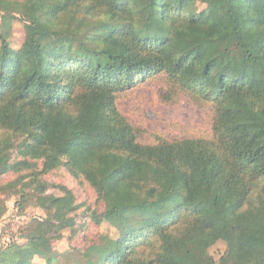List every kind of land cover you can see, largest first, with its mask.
<instances>
[{"label": "trees", "instance_id": "1", "mask_svg": "<svg viewBox=\"0 0 264 264\" xmlns=\"http://www.w3.org/2000/svg\"><path fill=\"white\" fill-rule=\"evenodd\" d=\"M6 2L31 33L18 51L0 35V220L13 195L47 216L0 264H264V0ZM161 76L213 107L210 138L138 142L117 96ZM61 167L102 213L43 181ZM82 208L116 233L55 252Z\"/></svg>", "mask_w": 264, "mask_h": 264}, {"label": "rangeland", "instance_id": "2", "mask_svg": "<svg viewBox=\"0 0 264 264\" xmlns=\"http://www.w3.org/2000/svg\"><path fill=\"white\" fill-rule=\"evenodd\" d=\"M198 8L202 11L206 6L199 4ZM27 26L10 2L0 4V35L6 38L9 51H18L22 47L31 33ZM46 40L52 45H59L56 38L47 37ZM4 52L0 40V59ZM117 108L134 127L138 142L144 145H155L164 140L208 139L212 136L213 107L183 93H175L166 85L162 76L143 79L135 87L120 92L117 96ZM1 134L0 132V137ZM37 161L40 168V160ZM29 173L25 171L19 175H7L3 183ZM43 181L67 187L73 191L78 203L90 207L91 212L100 214L104 210V205L90 185L83 178H75L63 167L44 176ZM47 193L58 195L59 191L50 189ZM19 203V196L7 198V213L0 220V251L11 243H26L23 237L29 223L33 220H44L47 216L31 199L21 206L23 209ZM85 209L82 208L76 216L75 230L63 231L62 238L53 242L55 252L63 255L84 250L92 243H99L103 235L113 236L116 233L109 224H97L94 219L89 218V213H84ZM225 252L226 245L221 242L210 250L217 262ZM31 259L35 264H45L38 256Z\"/></svg>", "mask_w": 264, "mask_h": 264}]
</instances>
